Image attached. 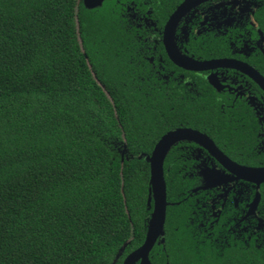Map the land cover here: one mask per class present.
I'll return each instance as SVG.
<instances>
[{"label":"trees","instance_id":"1","mask_svg":"<svg viewBox=\"0 0 264 264\" xmlns=\"http://www.w3.org/2000/svg\"><path fill=\"white\" fill-rule=\"evenodd\" d=\"M111 1L0 0V264H122L144 239L138 156L177 121Z\"/></svg>","mask_w":264,"mask_h":264},{"label":"flooded vegetation","instance_id":"2","mask_svg":"<svg viewBox=\"0 0 264 264\" xmlns=\"http://www.w3.org/2000/svg\"><path fill=\"white\" fill-rule=\"evenodd\" d=\"M114 1L172 94L167 131L195 129L220 154L192 139L169 148L164 228L149 263L264 264V177L248 171L264 170V0ZM172 57L212 63L189 69Z\"/></svg>","mask_w":264,"mask_h":264},{"label":"water","instance_id":"3","mask_svg":"<svg viewBox=\"0 0 264 264\" xmlns=\"http://www.w3.org/2000/svg\"><path fill=\"white\" fill-rule=\"evenodd\" d=\"M102 2L103 0H83V4L87 8L99 6L102 4ZM172 58L176 64L183 65L184 67L189 69H203L206 67V65L212 63L210 61H182L179 59H175L174 57ZM259 82L264 85V80L262 78ZM182 139H192L198 141L207 146V148L211 149L215 156L220 155L219 153H216V150L218 149L216 148L212 140L209 139L205 134L192 128L181 127L169 130L162 134L154 144L149 154H140L138 156V158L143 157L144 160L149 164V187L147 205L148 208H151V212L148 217L146 234L143 242L141 243V245H139L137 248H135L125 256L122 264H135V262L139 259H142V264H150L147 259V255L156 242L157 237L163 232L166 216L167 200L166 183L164 177V160L171 145L176 141ZM248 171L255 177H264L263 169L250 168V170ZM121 251L122 248L119 250L117 255H119Z\"/></svg>","mask_w":264,"mask_h":264}]
</instances>
